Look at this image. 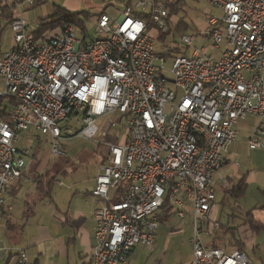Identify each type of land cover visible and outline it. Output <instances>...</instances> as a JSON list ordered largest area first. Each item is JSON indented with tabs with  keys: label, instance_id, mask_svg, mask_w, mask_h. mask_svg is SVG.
Segmentation results:
<instances>
[{
	"label": "built area",
	"instance_id": "obj_1",
	"mask_svg": "<svg viewBox=\"0 0 264 264\" xmlns=\"http://www.w3.org/2000/svg\"><path fill=\"white\" fill-rule=\"evenodd\" d=\"M202 1L224 16H211L196 34L210 46L175 57L171 69L156 53L155 35L174 22L175 0H139L118 20L100 15L91 40L79 38L75 26L37 37L24 17L34 1L16 4L13 47L0 52V96L17 102L10 119L0 121V216L26 166L28 151L15 147L24 133L49 136L52 152L62 155V123L81 119L73 137L91 141L97 122L118 112L125 134L106 135L117 142H103L108 153L92 191L102 204L94 211L90 264H126L136 247L152 248L170 214L193 217V264H253L245 252L207 246L201 223L212 220L215 184L238 122L261 118L249 146L264 144V0ZM195 41L181 39L186 47ZM209 48L221 50L220 57ZM2 253L31 264L26 250L2 245Z\"/></svg>",
	"mask_w": 264,
	"mask_h": 264
},
{
	"label": "crops",
	"instance_id": "obj_2",
	"mask_svg": "<svg viewBox=\"0 0 264 264\" xmlns=\"http://www.w3.org/2000/svg\"><path fill=\"white\" fill-rule=\"evenodd\" d=\"M6 1L8 0H0V3ZM26 11L27 9L24 17L28 23L36 22V8ZM4 27V23H0V45L3 33L7 28H10L9 26ZM205 28L206 25L204 24L200 29ZM0 52L2 51L0 50ZM208 53L218 59L221 50L209 48ZM261 122L263 120L256 115H248L238 122V139L229 145L220 171L221 178L217 179L215 184L216 200L218 191L224 195L223 206L228 198L240 200L252 196L255 197V200L264 201V144L261 148L254 150L250 149L249 146V141L253 138ZM31 130L28 132L37 133L34 129ZM73 136L64 133V139L61 142L65 144L66 141L76 139ZM50 140L52 139L50 138ZM262 140L264 142V136ZM97 149L99 150V146ZM25 156L30 158L28 163L30 168L35 160L40 162V169L34 171L31 168V175L29 176L24 169L22 178L6 194L5 208L0 216V246L5 245L12 249L26 250L31 264H90L95 244L96 220L94 211L102 204L101 200L93 197L92 191L95 188V180L99 173L101 161L96 162L95 174L73 178V175L79 171L78 168L71 171L74 166H63L61 164L60 166H51L50 156H61L55 155L52 150L43 159L36 146L35 152L30 153L28 151ZM62 156H66V153L64 152ZM46 170H53L56 181L51 198L43 200L37 196L35 178ZM242 181L246 185L244 194L239 198H233L230 192L235 190ZM29 204L32 206V212L27 214ZM249 215L255 223L263 228L257 233L252 232L249 226L239 228L243 251L246 254L249 250L256 252L260 246L259 239L264 238V206H261L258 202L253 204L245 216L246 220H249ZM224 216V210L219 209L216 202L212 220L209 222L210 230H213L211 229L212 223H214V226L215 223L230 225L229 221L222 223ZM163 220L160 223L161 225L171 222L176 227L182 223L188 229L187 237L191 256L184 259L182 251H178L173 247L172 241L163 242L159 240L158 234L156 243L152 248L136 247L131 252L126 264H193L191 240L195 231L192 215L187 214L186 218L181 220L176 215L170 214L164 217ZM204 230L208 231L206 225L201 227V234ZM216 232L224 243L226 238L229 240L228 235L220 234L221 231ZM208 236L207 246L212 240L209 233ZM252 263L255 264L253 261ZM0 264H15L14 255L12 256L9 253L0 254Z\"/></svg>",
	"mask_w": 264,
	"mask_h": 264
},
{
	"label": "rangeland",
	"instance_id": "obj_3",
	"mask_svg": "<svg viewBox=\"0 0 264 264\" xmlns=\"http://www.w3.org/2000/svg\"><path fill=\"white\" fill-rule=\"evenodd\" d=\"M40 1V0H34ZM42 4L36 7V22H30L31 31L41 23L45 18H50L55 13L56 7H60L69 13H76L81 11L89 12L93 15V18L87 22V32L86 36L88 40L96 38V23L97 18L104 11L106 16L111 19L118 20L122 13L124 12L125 7L127 6V0H42ZM139 0H132V5H135ZM40 10V12H39ZM27 12V11H26ZM213 16L218 19H222L224 14L222 11L209 6L202 0H185L181 10L176 14V17L173 19V23H177L179 20L190 25V29L185 32H176L173 27V32L163 38H157L155 35V50L157 54L165 55L170 53L171 56H164L166 58L165 66L167 69H171L173 66V61L175 57H181L186 55L191 57L195 48L209 47L210 41L207 39L201 38V36L196 35L199 32L201 26L207 23L208 19ZM183 35H192L196 36V41L193 47H186L182 44L181 39ZM77 36L83 38L85 35L77 31ZM13 44V32L11 28H7L3 33L1 38L0 50L2 52H7L11 49ZM120 118L121 115L118 112L112 113L105 116L97 122V127L99 129L94 140L86 139H74L71 141H66L65 146L60 145V151L66 153V159L60 156H50L51 166L58 165L60 162L64 161L69 163L71 171L78 168V172L73 175V178H80L84 176H91L95 174L96 171V162L102 161L103 155L99 152L107 154V149L104 145L100 146L99 150L97 149L98 145L102 144L106 140V135L116 136L125 134V129L120 127ZM114 121L117 124V128H110L109 123ZM61 129L64 133L70 135H76L82 129L81 119H73L68 123H62ZM33 131V130H31ZM27 132L22 135L20 140L15 143V147L21 152L29 151L30 153L35 152V147L37 146L39 151L42 154V158L45 159L47 154L52 150L53 143L51 142L49 136L42 135L37 132ZM35 131V130H34ZM30 133V134H28ZM63 141V140H62ZM97 152V153H96ZM62 156V155H61ZM26 161L25 171L27 175H31V168L34 171H37L39 168L40 162L35 160L32 163V167L28 165L30 158L23 156ZM67 170V169H66ZM74 174V173H73ZM68 183L70 182L67 181ZM58 191V190H57ZM224 195L221 192H217L218 207L221 210H224V218L222 223L230 222L231 228L241 227L243 228L246 221V214L250 211L253 204L257 202L264 206V201L255 200V197H249L245 199L235 200L228 198L223 206ZM227 215V216H226ZM182 222V221H181ZM216 222V221H214ZM214 227V223L211 224V229ZM173 230V231H172ZM188 229L180 223L175 227L171 222L168 224H160V229L157 232L159 234V240L167 242L168 240L172 241V246L182 251L184 259H187L188 256H191V249L188 246ZM222 234V232L220 233ZM201 237L205 244H208L209 236L207 231L201 234ZM228 238L225 239L227 241ZM259 248L256 252L248 251L247 255L250 260L255 264H264V238L259 239ZM171 245V244H170ZM170 252V251H169Z\"/></svg>",
	"mask_w": 264,
	"mask_h": 264
},
{
	"label": "trees",
	"instance_id": "obj_4",
	"mask_svg": "<svg viewBox=\"0 0 264 264\" xmlns=\"http://www.w3.org/2000/svg\"><path fill=\"white\" fill-rule=\"evenodd\" d=\"M24 0H12V2H2L0 3V23H4L5 27L7 28L8 26L10 27L13 19L15 18L17 14L16 10V4L19 2H22ZM34 1V0H33ZM185 0H175V3L171 6L170 8V14L171 16L176 15L177 13L180 12L181 7L183 5ZM44 1H34L33 6L28 7L27 11L35 9L39 4H42ZM132 0H127V6L132 5ZM100 15H106L105 12L103 11ZM139 15V14H138ZM140 17L144 15H139ZM93 18V15H91L89 12L86 11H81V12H76V13H69L68 11L56 7L55 13L53 16L50 18H46L43 20L41 23H39L36 27L37 30V37H42L44 34L54 31V30H62L66 29L70 26H75L81 34L86 35L87 32V22ZM169 30L167 32L163 31H158L156 34L157 38H163L168 35H170L173 32V27L175 28L176 32H182L185 31L187 32L190 29V25L183 20H179L177 23L171 22L169 25ZM171 56L170 53H167L163 56ZM17 102L15 99L7 96H0V121L1 120H9L11 115H12V110L15 108ZM66 135V134H65ZM106 141L115 143L117 142L116 139L113 137H108L106 138ZM60 145L65 146L66 144L60 143ZM104 145L103 143L98 145L99 148L100 146ZM103 155V152H100V155ZM108 153V152H107ZM107 155V154H106ZM106 155H104L102 161L100 164H103L106 161ZM60 157H66V156H60ZM66 159V158H65ZM61 165H66L68 166L69 163H66L64 161L60 162L57 166ZM56 166V165H55ZM54 170V169H53ZM53 170H46L45 172L39 174L36 178V193L37 196L40 197L41 199H47L51 198L52 190L56 181V177L53 175ZM246 185L244 181H242L238 187L235 190H232L230 192L231 196L234 198H239L241 197L244 192H245ZM32 206L29 204L27 206L28 212L27 214L32 212ZM249 220H246L244 223V226H249V229L252 232L257 233L260 231L263 227L255 223L253 219H251V215L248 216ZM164 219V218H163ZM161 219L160 223L164 221ZM216 225L219 226L218 230L216 231H221L223 234H226L229 236V240L225 241V243L222 241V238L217 236V232L215 231L214 228L213 230H210L209 222H203L201 223V227L206 225L208 229V233L210 235V238H212L211 242L209 243V247L211 248H218V249H223L225 251H242L243 250V243L242 240L240 239L239 235V228H231L230 225L228 224H223L221 225L220 223H215Z\"/></svg>",
	"mask_w": 264,
	"mask_h": 264
}]
</instances>
